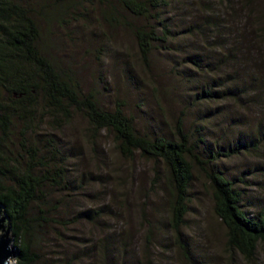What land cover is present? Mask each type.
I'll list each match as a JSON object with an SVG mask.
<instances>
[{
  "label": "rangeland",
  "instance_id": "obj_1",
  "mask_svg": "<svg viewBox=\"0 0 264 264\" xmlns=\"http://www.w3.org/2000/svg\"><path fill=\"white\" fill-rule=\"evenodd\" d=\"M70 5L66 23L61 17L44 23L49 54L82 94H92L105 107H121L139 131L169 133L180 122L192 140L203 137L201 148L221 149L239 136L249 143L259 127L264 129V0H171L159 14L174 35L146 57L128 27L105 19L116 0H71ZM125 18L135 26L150 24ZM211 84L219 97L198 95ZM231 88L236 89L224 93ZM50 132L66 150L69 176L84 174L80 188L50 190V203L57 201L53 216L68 222L78 211L107 208L94 221L52 223L53 229L40 234L43 264H190L168 225L172 189L161 161L137 152L122 155L112 132L94 130L77 111ZM260 138L252 149L241 144L239 153L218 163L227 176L245 182L236 184L244 189V208L253 213L264 200ZM188 194L181 232L194 258H203V264H264V242L253 261L228 248L209 180L199 167Z\"/></svg>",
  "mask_w": 264,
  "mask_h": 264
},
{
  "label": "trees",
  "instance_id": "obj_2",
  "mask_svg": "<svg viewBox=\"0 0 264 264\" xmlns=\"http://www.w3.org/2000/svg\"><path fill=\"white\" fill-rule=\"evenodd\" d=\"M170 1L116 0L105 19L128 27L146 57L154 45L165 43L174 35L166 18L159 14ZM70 4L71 0H0V205L15 246V256L9 264H43L38 246L40 234L53 229L52 223L67 226L82 218L94 221L106 211V206L88 208L78 211L68 222L52 213L57 201L50 203V190L71 191L80 188L84 180V174L69 176L66 150L50 132L51 127L70 121L75 111L94 130L112 132L122 155L137 152L164 164L172 189L168 225L175 231L176 242L190 264L204 263L203 258H194L190 253L181 232L195 167L201 168L209 180L213 212L225 226L226 245L253 261L258 244L264 242V200L255 213L244 208L245 192L242 184L236 183L245 182L227 176L218 163L221 157L239 153L241 144L245 151L252 149L255 140L262 141L264 129L259 127L249 143L239 136L235 144L221 149L214 144L201 148L203 137L192 140L180 122L169 133L139 131L121 107L108 108L92 94H82L73 76L49 54L44 23L59 17L60 22L66 23ZM125 15L149 19L150 24L135 26ZM261 36L264 40V27ZM189 59L200 65L197 59ZM234 89L224 93L231 94ZM218 94L211 84L203 86L198 95L212 100Z\"/></svg>",
  "mask_w": 264,
  "mask_h": 264
},
{
  "label": "water",
  "instance_id": "obj_3",
  "mask_svg": "<svg viewBox=\"0 0 264 264\" xmlns=\"http://www.w3.org/2000/svg\"><path fill=\"white\" fill-rule=\"evenodd\" d=\"M13 238L10 236L8 218L0 205V264H9L10 259L15 256Z\"/></svg>",
  "mask_w": 264,
  "mask_h": 264
}]
</instances>
